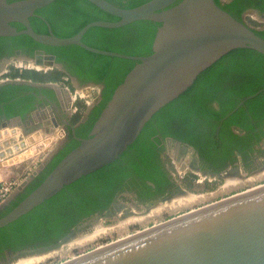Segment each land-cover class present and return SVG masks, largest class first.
<instances>
[{"label":"water","instance_id":"water-1","mask_svg":"<svg viewBox=\"0 0 264 264\" xmlns=\"http://www.w3.org/2000/svg\"><path fill=\"white\" fill-rule=\"evenodd\" d=\"M54 1L0 0V37L27 35L45 46L77 45L95 54L136 63L114 90L89 136L76 137L78 146L62 158L37 188L0 218V228L29 213L65 186L118 159L161 108L187 91L202 72L232 50L246 48L264 55V38L256 33L258 29L247 23L246 16L242 21L236 19L215 0H150L134 8H122L107 0H88L119 19L90 22L68 38L54 35L49 24V33H38L31 26L30 18L38 16L36 11ZM139 20L159 23L152 51L148 55L107 51L83 42V36L92 27L118 28ZM12 23H19L23 28L18 29ZM25 60L39 70L59 67L53 57ZM8 82L12 81L5 80L0 85ZM45 86L59 87L57 83ZM261 91L264 89L258 93ZM95 104H89L85 115ZM33 115V120L26 124L17 117L0 125V182L19 171L21 160L32 154L43 155L41 160L37 159L40 165L30 170L24 181L0 204V211L24 191L66 139L63 136L51 145L59 124L54 117L43 114L40 117L39 112ZM65 123L70 125L68 121ZM37 131L43 137L33 134ZM183 190L181 188L180 192ZM160 201L146 206L147 210ZM123 212L129 214L134 211L126 208ZM110 216L116 215L109 212L98 214L90 224ZM85 228L88 227L72 229L55 243L9 254L7 261L0 264H10L21 256L58 249L71 234ZM63 264H264V184L187 212Z\"/></svg>","mask_w":264,"mask_h":264},{"label":"trees","instance_id":"trees-1","mask_svg":"<svg viewBox=\"0 0 264 264\" xmlns=\"http://www.w3.org/2000/svg\"><path fill=\"white\" fill-rule=\"evenodd\" d=\"M107 1L122 8H134L150 0ZM215 1L230 14H240L248 8L264 12V0H232L229 3ZM36 14L40 16L30 18L33 29L38 33H49V24L53 34L60 38H68L77 34L85 25L93 21H117L119 19L88 0H55L38 9ZM234 17L240 21L243 20V16ZM254 24L256 27L261 25L256 20ZM158 26L159 23L150 20H139L118 28L96 26L90 28L83 36V42L102 50L138 56L148 55L152 51V43ZM22 28L23 26H20L18 29ZM256 33L264 38V29L256 30ZM10 42L17 46H24L30 55L37 48H45L48 53L55 54L56 60L64 63L79 78L105 84L104 100L100 106L94 109L81 129H77L76 134L83 138L89 136L95 121L111 99L114 90L123 82L136 63L131 60L95 54L77 45L45 46L27 35L0 37V44L5 45ZM237 63L262 65L264 64V55L251 49L239 48L223 56L202 72L187 91L161 108L145 125L136 141L118 159L65 186L59 193L29 213L0 228V252L5 248L17 251L29 246L37 247L55 243L84 217L107 209L115 192L126 186L127 179L137 178L142 181L139 189L142 198H151L155 195L154 193H163L170 181L169 173L161 159L162 149L159 148L157 140L152 138L157 132L165 136H173L197 147L206 145L212 155L216 153L225 157L229 149H236L245 157L248 147L261 138L259 133L254 132L255 130L251 126L235 122L233 115L221 126L220 137L217 135L218 138H215L212 128L215 127L213 120L219 117L217 115L219 112L213 110L209 105L212 100H217L221 105L226 99L232 103L234 94L246 96L264 88V84L234 85L225 83L220 74L228 65L233 66ZM16 71L19 69L6 76L13 79L17 77L26 80L34 79L32 72L23 73L21 71L18 73ZM54 71L48 80L41 79V81H57L60 72L56 69ZM19 90L23 92H19ZM31 90H34L31 86L15 85L14 83L0 85V114L6 113L7 117L14 115L25 117L26 113L34 108L32 102L34 96L32 94L21 95ZM17 97L20 98L15 100ZM261 98H264V92L255 99ZM230 105L232 106V104ZM231 106L228 108L229 110H231ZM221 110L222 116L229 112L224 107ZM81 117L82 115L73 122L79 123ZM253 117L256 120L259 119L260 123L264 122V118L255 115ZM232 123H237L236 125L242 128L243 135L234 133L228 127L226 129V126ZM78 144V141L72 139L71 143L56 156L46 172L30 184L25 193L19 194L16 200H13L0 212V218L37 188L62 158ZM146 181L154 187L147 185Z\"/></svg>","mask_w":264,"mask_h":264},{"label":"flooded vegetation","instance_id":"flooded-vegetation-1","mask_svg":"<svg viewBox=\"0 0 264 264\" xmlns=\"http://www.w3.org/2000/svg\"><path fill=\"white\" fill-rule=\"evenodd\" d=\"M220 1L223 3H229L232 0H220ZM231 15L243 16V17L257 16L256 21H258L261 25L254 28H257L258 30L264 29V12H261L253 8H248L240 14H231ZM12 25L16 26L17 28L22 26L19 23H12ZM46 56L53 57L55 62L59 65V67L53 68V70L56 69L58 72H60V76L57 81L44 82L35 79L26 80L20 77L13 79L11 77L6 76L10 72V69L15 67L19 68V65L16 64L17 61L21 60L24 62L26 61L25 60L26 58H36V57L46 58ZM8 67L11 68L8 69ZM220 75L223 81L229 84H234V85L264 84V64L260 65L258 63H252V64L237 63L233 66L228 65V67H226ZM5 80H11L12 82H8V83H14L15 85L31 86L32 88H34V90L26 91L25 94L21 95L24 96V95L32 94L34 96V99L32 100L34 108L30 110V112L26 113L25 117H22L21 115H14L11 117H7L6 113H2L0 114V125L3 121H11L17 117H20L23 123L26 124L29 120H33L34 112H39L40 117L41 114L54 117L57 123L59 124V126L63 128L64 136H66L65 141L59 147L58 151L54 154V156L40 169L39 173L26 186L24 191L21 192V193H25L28 186L32 184L44 172H46V170L52 164L56 156L62 150H64L68 146V144L71 143L72 139L78 141L76 137L83 138L76 134L77 129L79 130L81 129V126L85 124V122L88 120L89 116L92 114L94 109L97 106H100V104L104 100L105 84L79 78L77 75L73 74L71 70L66 67L64 63L58 62L56 60L55 54L48 53L45 48H37L33 51L32 55H30L28 53L27 48H25L24 46H17L12 42L5 45L0 44V82ZM30 82L33 84H31ZM50 83H55V84L57 83L59 87L55 88V87L45 86V84H50ZM90 87H95L97 91H96L95 99L91 100L90 102L89 101L87 102V107L92 102L94 103L96 102V104L88 114L85 115V112L82 114L79 123H74L73 116L75 115L76 112L73 110V102L76 100H73L72 102V95L74 96V93L77 92L78 90L83 91ZM66 88L68 89L69 92L65 91L67 90ZM260 90H258L254 94L246 95V96H240L238 94H234V101L230 103V101L226 99L222 103L223 106L217 100H212L209 103L210 107L213 110L219 112L217 114L219 117L213 120L215 127L212 128L214 129L213 135L215 136V138H218V136L220 137L221 126L230 116L233 115L235 122L251 126V128L255 130L254 132L259 133V136H261L260 139H258L256 142H254L251 145V147H248L247 155L245 156L246 159L243 156V154L240 151H237L236 149H229L228 154L225 155V157H221L220 155L214 152H213L214 155L209 153L210 150L206 147V145H202V147H197L189 142L181 141L173 136H165L162 133L157 132L152 136V138L157 140L159 148L162 149L161 159L163 160L165 164V168L169 173V181H170V184L166 186L164 192L154 193L155 195L152 196L151 198H142L139 194L140 191L139 189H140V185H142L141 183L142 181L137 178L127 179L125 182L126 186L123 189H119L115 192L112 202L107 209L103 211H97L88 217H84L81 221H79L75 226H73L70 229V230L78 229L81 226L88 227L87 229H84L83 231L76 234L73 237V239L75 237L84 236L94 231V229L98 226L99 223H95L91 225L90 222L94 220V218L98 214H102L104 212L117 214L119 211H123L126 208L130 209V206L122 202L123 198L131 197L133 200L146 207L156 203L157 201H160L161 199L163 200L169 198L164 201H170V200L172 201L181 194L191 195L185 190H183V192H180V189L182 187L177 181L176 176L171 171L170 165L167 162V158H170L173 161L175 157L176 159L183 161L188 169L193 170L194 172L196 171L197 173L200 174L209 175V176H223L228 174L225 176L227 182L229 181L236 182V179L240 181H244L249 178H252L253 176H256L257 174H264V122L260 123L259 119L256 120L253 117L255 115V116H259L260 118H264V98L255 99L260 93L264 92L261 91L260 93H258ZM19 92H23V91L19 90ZM256 93L258 94L255 95ZM253 95L255 96L251 97ZM18 98L20 97L15 98V100ZM230 104H232V106ZM230 106L232 107L231 110L228 109L230 108ZM223 107L225 110H229V112L225 116H222L223 112L221 109ZM66 121H68L70 125H67L65 123ZM237 123H232L227 125L226 129L228 127L234 133L243 135V130L242 128L238 127V125H236ZM39 165H40V161L38 162L37 166ZM37 166H34V168H36ZM239 172L242 174L246 173V175L248 176L241 175ZM146 184L154 187V185H152L148 181H146ZM153 191H155V189H153ZM17 196L13 200H16ZM12 201H10V203L7 206H9ZM164 201H160V202H164ZM4 209H2L1 211H3ZM43 246H37V247L29 246L27 248L20 249L17 251L12 250L11 248H5L2 250V252H0V263H4L5 261H7L9 254H16L17 252L22 250L35 249Z\"/></svg>","mask_w":264,"mask_h":264},{"label":"rangeland","instance_id":"rangeland-1","mask_svg":"<svg viewBox=\"0 0 264 264\" xmlns=\"http://www.w3.org/2000/svg\"><path fill=\"white\" fill-rule=\"evenodd\" d=\"M245 19L249 25L256 27L254 21L257 19V16H246ZM16 64L20 65L19 68L15 67L16 69H19V71L16 72H32L35 80H48L52 73L55 72L53 69H49L44 73L45 71L43 69L39 70L36 67H33V63L27 61L23 62L19 60ZM10 68L11 67H8V69ZM16 69H10L9 75L13 74ZM96 91L95 87H90L83 91H77L79 95L76 101L73 102V110L76 112L73 116V120L80 117L86 111L87 102L95 99ZM80 95L83 96V98L80 97ZM33 134H39L40 137H43L40 131ZM54 135L55 138L50 143L51 145L55 144L58 138L61 137L60 126L57 128ZM42 158V154H32L26 159L21 160L19 162V171L9 175L7 179H12L19 183L24 181L30 170H32L34 166H37L39 162L37 159L41 160ZM173 161L172 159L167 158L171 171L176 176L181 187L191 194V198H183L181 200L175 198L172 201L160 202L159 204L151 206L149 210L131 197L123 198L122 202L130 206L135 214L128 216L124 214L123 211H119L116 216L103 218L98 222L99 224L97 227H101L99 233L84 240H81L80 237L67 244L65 243L59 250L49 252V254H45L46 256H41L40 259L34 260L32 264H63L101 246H106L129 235L181 216L187 212L205 207L264 184V174H257L244 181L236 179V182L228 183L225 178L228 174L223 176L204 175L188 169L183 161L178 160L175 157ZM240 174L248 176L246 173Z\"/></svg>","mask_w":264,"mask_h":264},{"label":"bare ground","instance_id":"bare-ground-1","mask_svg":"<svg viewBox=\"0 0 264 264\" xmlns=\"http://www.w3.org/2000/svg\"><path fill=\"white\" fill-rule=\"evenodd\" d=\"M37 68H39V67H37ZM78 93L76 92L75 93V96H73V99L74 100H76L77 98H78ZM80 97H82L83 98V96H81L80 95ZM235 181V180H234ZM233 181H229L228 183H232ZM263 184H261V185H259V186H262ZM259 186H256V187H259ZM256 187H254V188H256ZM254 188H251V189H254ZM251 189H248V190H251ZM248 190H246V191H248ZM246 191H244V192H246ZM183 198H191V195H185V194H181L180 196H178L177 197V199H183ZM162 201H164V200H162ZM121 212V211H120ZM132 215V214H135L134 212H132V213H129L128 215ZM115 215H117V214H115ZM136 216V215H135ZM99 222V221H98ZM98 222H96V223H98ZM95 224V223H94ZM93 225V224H92ZM101 227H96L95 229H94V231H92L91 233H89V234H86V235H84V236H80L81 237V240H84V239H86V238H90V237H92L94 234H97V233H99V229H100ZM85 229H87V228H85ZM84 230V229H83ZM83 230H81V231H83ZM81 231H79V232H81ZM79 232H76V233H73V234H71V236H70V238L68 239V241L66 242V244L67 243H69L70 241H72V240H76L77 238H80V237H75L74 239H73V237L76 235V234H78ZM78 236V235H77ZM130 236H132V235H129V236H127V237H130ZM127 237H125V238H127ZM125 238H122V239H125ZM122 239H120V240H122ZM120 240H118V241H120ZM117 242V241H116ZM114 243V242H113ZM65 244V243H64ZM111 244V243H110ZM109 245V244H108ZM61 247H62V245H61ZM60 247V248H61ZM102 247H104V246H101V247H99V248H102ZM60 248H58V249H54V250H51V251H47V252H43V253H36V254H30V255H26V256H21V257H19V258H17L16 260H14L13 262H11L10 264H32L33 263V261L34 260H38V259H40L41 258V256L43 257V256H46L45 254H49V252H52V251H56V250H59ZM99 248H97V249H99Z\"/></svg>","mask_w":264,"mask_h":264},{"label":"built area","instance_id":"built-area-1","mask_svg":"<svg viewBox=\"0 0 264 264\" xmlns=\"http://www.w3.org/2000/svg\"><path fill=\"white\" fill-rule=\"evenodd\" d=\"M63 136H64V131H63V128H61V137ZM54 138H55V135L53 136V139ZM19 184H20L19 182L14 181L12 179H7V180L0 182V204H2L12 194V192L16 189V187Z\"/></svg>","mask_w":264,"mask_h":264},{"label":"crops","instance_id":"crops-1","mask_svg":"<svg viewBox=\"0 0 264 264\" xmlns=\"http://www.w3.org/2000/svg\"><path fill=\"white\" fill-rule=\"evenodd\" d=\"M55 133H56V131H55ZM43 156V155H42Z\"/></svg>","mask_w":264,"mask_h":264}]
</instances>
